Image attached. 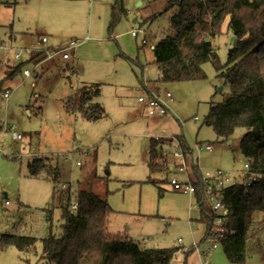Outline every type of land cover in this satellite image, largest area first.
I'll return each mask as SVG.
<instances>
[{
	"label": "rangeland",
	"instance_id": "374dc122",
	"mask_svg": "<svg viewBox=\"0 0 264 264\" xmlns=\"http://www.w3.org/2000/svg\"><path fill=\"white\" fill-rule=\"evenodd\" d=\"M140 1L124 0L127 14L109 31L114 0H0V192L9 199L8 204L0 202V235L41 238L50 229L59 234L62 200L67 194L75 200L81 179L107 197L113 210L111 232L132 238L141 247L178 246L170 264H203L190 246L201 242L207 230L199 220L195 196L174 191L162 173L155 175L161 180V194L157 185L147 181L149 139L170 138L175 145L176 136L182 135L192 151L187 160L197 164L201 173L221 169L240 182L245 157L239 143L245 130L236 128L229 141L222 142L204 124L211 98L220 100L228 91L210 62L203 66L204 79L158 81L152 45L169 32L176 7L166 9L163 0H142L137 5ZM135 27L146 31L144 46L130 34ZM41 36L47 37L43 44ZM71 39L82 40L71 58L77 72L58 57L27 62L25 47L32 48V53L58 48ZM233 40L230 30L213 39L221 63L227 61ZM16 52L21 54L18 60ZM19 62L26 64L14 79H6L5 63ZM25 68L32 69L30 76H23ZM144 80L165 99L166 114L149 116L138 101L139 95L148 93ZM92 83L100 84L97 101L107 114L96 121L85 120L70 108L77 89ZM167 91L171 98L165 96ZM12 130L21 138L14 139ZM196 143H210L212 150L198 149ZM34 157L48 158L58 166L56 182L43 171L29 174L27 165ZM56 183L61 185L60 192ZM184 250H190L186 257ZM41 254L40 241L35 252L28 254L10 246L0 250V264H44ZM208 258L212 264H232L220 243ZM243 264H264V255L252 254Z\"/></svg>",
	"mask_w": 264,
	"mask_h": 264
},
{
	"label": "trees",
	"instance_id": "16d2710c",
	"mask_svg": "<svg viewBox=\"0 0 264 264\" xmlns=\"http://www.w3.org/2000/svg\"><path fill=\"white\" fill-rule=\"evenodd\" d=\"M164 1L166 9L176 7V10L169 19V32L152 46L158 81L204 79L203 66L210 62L228 85V91L220 100L211 98L204 124L211 126L222 142L229 141L236 128L245 130L239 148L249 163V170L238 184L217 192L232 211L223 219L224 230L218 243L230 263L243 264L252 254L264 255V0ZM126 14L124 0H115L111 4L109 31ZM227 30L233 33L234 40L228 48L227 61L221 63L212 41ZM46 55V49L35 50L27 62H39ZM25 64L5 63V78L14 79ZM99 96V83L82 84L70 108L88 121L104 118L107 114L97 101ZM175 139V145L170 138L149 139L147 181L157 185L160 194L161 180L155 175L162 173L167 181L166 162L170 152L180 148L187 157L192 152L182 135ZM27 167L32 176L43 171L53 182L59 177L58 166L51 164L48 158L34 157ZM250 173L257 174V178L245 187L244 181ZM190 176L196 186L194 196L200 210L199 220L205 222L208 229L214 214L200 191L201 172L193 162ZM75 201L77 206L72 208L68 194L62 200L59 234L51 229L41 238L4 233L0 235V250L13 246L28 254L35 252L40 241L44 264H170L179 249L178 246L141 247L132 238L111 232L109 222L113 210L107 197L98 195L81 179L77 182ZM189 251L184 250L185 257Z\"/></svg>",
	"mask_w": 264,
	"mask_h": 264
},
{
	"label": "built area",
	"instance_id": "2783aa9c",
	"mask_svg": "<svg viewBox=\"0 0 264 264\" xmlns=\"http://www.w3.org/2000/svg\"><path fill=\"white\" fill-rule=\"evenodd\" d=\"M130 34L132 37L141 39V43H146L147 34L146 31L141 27H135L130 30ZM47 41L46 36H41L40 43L43 44ZM80 44V40L71 39L67 44L62 45L58 48L48 49L47 55L45 59H50L52 57H58L61 60H67L72 52L76 49V47ZM41 49V48H39ZM32 48L25 47L23 51H25L28 56L30 55V51ZM35 50V49H34ZM37 50V49H36ZM20 53L16 52L14 54V58L16 60L20 59ZM43 59V60H45ZM32 69H23L22 74L24 77L30 76ZM3 96L7 98L9 96V90L3 92ZM165 96L167 98H171L170 92H165ZM139 102L143 103L147 114L149 116H157L164 115L168 112V108L166 106V102L162 99L157 93L150 90L147 95H141L138 97ZM195 119L197 117L195 116ZM13 138L20 139L21 134L12 130ZM201 146H204L206 150H212V146L210 143H196L195 147L200 149ZM192 155V154H191ZM190 156H185L183 151L180 148H174L167 157V166L169 170V174L167 176V182L171 186L174 191L183 192L188 194H194L196 191V186L191 181V166L192 160L190 163L187 159L191 158ZM80 162L77 161V164ZM173 167V171L170 172L169 167ZM249 170V163L245 161L243 175L246 174ZM180 173H183V177L179 176ZM257 178V174L250 173L247 181H244V186L247 187ZM239 182L235 180V177L232 176L229 172L223 171L221 169H216L215 172H205L201 173V181H200V191L205 197L207 203L210 206L214 214L213 223L208 227L205 232L204 238L201 242L197 243L193 241L190 246L192 249H195L196 252L201 256L203 264H210L209 261V253L216 248L218 244V237L223 232L222 222L223 219L232 213L230 208L221 200L220 197L217 196V192L222 191L225 187L236 185ZM56 187L59 190H62L61 185L56 183ZM0 202H4L5 204L9 203V199L6 197L4 193L0 192ZM70 204L72 208H76L77 203L75 200H70ZM182 239L178 238V243H181Z\"/></svg>",
	"mask_w": 264,
	"mask_h": 264
},
{
	"label": "crops",
	"instance_id": "0c3cea01",
	"mask_svg": "<svg viewBox=\"0 0 264 264\" xmlns=\"http://www.w3.org/2000/svg\"><path fill=\"white\" fill-rule=\"evenodd\" d=\"M115 1V0H114ZM160 1H162V0H160ZM164 1V0H163ZM112 4V3H111ZM142 4V0L140 1V2H137V5H141ZM146 13H148V11H146ZM24 33V32H23ZM15 37V36H14ZM82 42V40H80V43ZM157 42V41H156ZM155 42V43H156ZM79 46V45H78ZM153 46V45H152ZM72 54H73V52H72ZM71 58H72V55L66 60L67 62V65L68 66H72V67H75V66H73V65H71L72 64V60H71ZM143 85H144V87H146V86H148V88H146L148 91L149 90H152V91H154L153 89H151V86H150V84L147 82V80H144L143 81ZM146 85V86H145ZM150 86V87H149ZM153 88H155V87H153ZM155 92V91H154ZM146 95H147V93H146ZM139 96H141V95H139ZM138 96V97H139ZM138 99V98H137ZM163 99V98H162ZM165 100V99H164ZM139 101V100H138ZM145 107V106H144ZM214 254H210V256L212 257V259L214 258V256H213ZM210 264H212V262L210 261Z\"/></svg>",
	"mask_w": 264,
	"mask_h": 264
}]
</instances>
